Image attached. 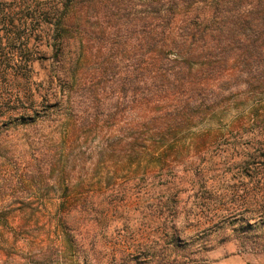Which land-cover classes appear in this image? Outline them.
<instances>
[{"label": "trees", "instance_id": "16d2710c", "mask_svg": "<svg viewBox=\"0 0 264 264\" xmlns=\"http://www.w3.org/2000/svg\"><path fill=\"white\" fill-rule=\"evenodd\" d=\"M42 38L52 101L36 97L42 83L33 80ZM248 93H264V0H0V139L45 130V146L26 141L19 157L45 160L61 146L67 161L90 139L98 159L116 151L133 162ZM0 146V158H13L8 142ZM69 193L55 216L72 250L78 219Z\"/></svg>", "mask_w": 264, "mask_h": 264}, {"label": "rangeland", "instance_id": "374dc122", "mask_svg": "<svg viewBox=\"0 0 264 264\" xmlns=\"http://www.w3.org/2000/svg\"><path fill=\"white\" fill-rule=\"evenodd\" d=\"M45 42H34L43 58L33 80L36 97L52 101ZM234 100L133 162L116 151L98 159L90 139L67 161L61 146L45 160L19 157L26 141L45 146V130L1 138L15 154L0 158V264H264V93ZM66 188L78 219L72 250L55 216Z\"/></svg>", "mask_w": 264, "mask_h": 264}]
</instances>
